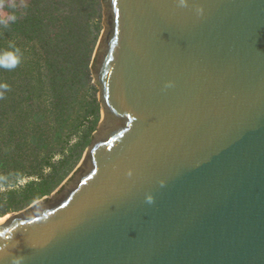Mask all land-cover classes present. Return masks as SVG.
<instances>
[{
  "label": "water",
  "instance_id": "obj_1",
  "mask_svg": "<svg viewBox=\"0 0 264 264\" xmlns=\"http://www.w3.org/2000/svg\"><path fill=\"white\" fill-rule=\"evenodd\" d=\"M102 119L0 264H264V0H100Z\"/></svg>",
  "mask_w": 264,
  "mask_h": 264
},
{
  "label": "trees",
  "instance_id": "obj_2",
  "mask_svg": "<svg viewBox=\"0 0 264 264\" xmlns=\"http://www.w3.org/2000/svg\"><path fill=\"white\" fill-rule=\"evenodd\" d=\"M46 2H33L22 20L10 11L8 21L0 17V178L7 180L3 183L7 189L0 194V215L50 195L70 171L63 167L67 163L63 155L78 146L84 149L98 121L99 105L89 85L86 109L82 115L74 113L89 55L77 17L71 13L61 17L56 0ZM58 21L62 25L55 29ZM86 23L83 29L88 32ZM15 59L16 67H4ZM89 116L91 126L66 148L68 132L78 131ZM56 153L62 156L57 163L52 161ZM24 177L31 179L17 185Z\"/></svg>",
  "mask_w": 264,
  "mask_h": 264
},
{
  "label": "rangeland",
  "instance_id": "obj_3",
  "mask_svg": "<svg viewBox=\"0 0 264 264\" xmlns=\"http://www.w3.org/2000/svg\"><path fill=\"white\" fill-rule=\"evenodd\" d=\"M37 1H40L42 3L47 1L46 3H48V4L52 2V0L51 1L50 0H0V17L3 20L8 21L10 19V14H9V11H10L15 15L16 19L22 20L23 17L28 13L27 10H28L29 6H31V4H33V2H37ZM56 2H57V5L55 6V8H57L59 10V13H61V15H60L61 17H64L69 13H71V16L77 17L75 22L78 24V27H80V29H82L81 35H83L84 41L87 43V47L89 49L88 67H87V71H86L87 77H86L85 85L83 86V88L81 89V91L79 93L80 102H78V105H76L74 107V113L77 112V114L80 113L82 115L83 111L86 109L85 103L91 99V96H89V94H87V91H86V86L89 85L92 87L90 94H92V98L95 99L96 103H98V105H99L98 114H97L98 115L97 125H98L102 119V113H101V108H100V104L98 101V95H97L98 89L92 82V74H91V71L89 69V65H90L92 56L94 54L97 42L99 40L101 31H102L101 1L100 0H56ZM88 20L91 21V24L86 23ZM84 23H86L89 26V27H87L88 32H86L83 29ZM53 24H55V26H54L55 29H58L59 27H61L62 22L58 21L57 23H53ZM65 31H68V28H66ZM74 116H75V114H73V116L71 117V121H72V119H74ZM92 120H93V117L89 116L88 120L84 119L82 121V125L80 126V129L78 131H74L73 129H71L68 132V134H69L68 141L69 142H68V144H65L66 148L75 145L79 141V137L83 134V130H85L87 127L91 126L90 122ZM71 124H73V123H71ZM74 125H75V123H74ZM97 125L95 126L94 131L96 130ZM93 132H91V134L88 138L87 145L84 149L81 150L80 146H78L72 153L66 152L63 155V157L66 159V162H67L63 165V167L64 168H70V171L66 175L64 180L60 183V185L75 170V168L78 166V164L82 160L84 152L90 143L91 135L93 134ZM80 150H81V152H80ZM78 153H80L79 157H78ZM61 160H62V156H60L57 153L55 154L54 158L52 159V161L56 162V163L58 161H61ZM48 172H49V170H47V169L44 170V173H48ZM5 179H6L5 176L3 178H0V194L3 193L7 189V187L4 186V184H3V183H5V181H7ZM30 179L31 178L24 177L23 179L18 180L16 184L22 186L26 182H28ZM9 182H11V180H9ZM58 187H56L52 191V193H54ZM50 195H48L47 197H49ZM35 202H37V201H35ZM35 202L29 204L28 206H26V207H24L18 211L8 212V213H5L3 215H0V218H3L5 216L11 215V214H14L17 212H20V211L26 209L27 207H29L30 205L34 204Z\"/></svg>",
  "mask_w": 264,
  "mask_h": 264
},
{
  "label": "clouds",
  "instance_id": "obj_4",
  "mask_svg": "<svg viewBox=\"0 0 264 264\" xmlns=\"http://www.w3.org/2000/svg\"><path fill=\"white\" fill-rule=\"evenodd\" d=\"M18 63H19V60L15 59V60H12L11 63H5L4 67H6V68H14V67H16V65ZM21 260H22V258L14 257L13 260H12V264H21Z\"/></svg>",
  "mask_w": 264,
  "mask_h": 264
}]
</instances>
